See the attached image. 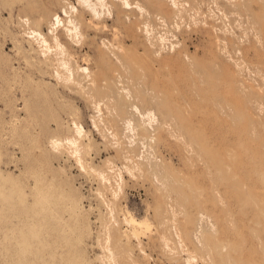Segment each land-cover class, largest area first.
<instances>
[{
  "label": "rangeland",
  "instance_id": "1",
  "mask_svg": "<svg viewBox=\"0 0 264 264\" xmlns=\"http://www.w3.org/2000/svg\"><path fill=\"white\" fill-rule=\"evenodd\" d=\"M104 3L0 0V264H264V0Z\"/></svg>",
  "mask_w": 264,
  "mask_h": 264
},
{
  "label": "bare ground",
  "instance_id": "2",
  "mask_svg": "<svg viewBox=\"0 0 264 264\" xmlns=\"http://www.w3.org/2000/svg\"><path fill=\"white\" fill-rule=\"evenodd\" d=\"M81 1V4L83 5H85L95 16H97L98 14H99V11H98V9H97V6H96V3H99V5L100 4H104L105 5V3H104V0H96V1H91V0H80ZM121 1V3L122 4H124V5H128V7H129V0H120ZM98 5V6H99ZM137 5V4H136ZM101 6V5H100ZM131 6V5H130ZM135 6V5H134ZM72 7V6H71ZM103 7V6H102ZM76 8V7H75ZM138 8V7H137ZM102 9V8H101ZM100 9V10H101ZM73 10H74V8H73ZM144 10V9H143ZM64 11V10H63ZM66 11V10H65ZM102 11V10H101ZM101 11H100V13H101ZM109 12V11H108ZM67 12H65V14H66ZM103 13V12H102ZM67 15H69V14H67ZM102 16V15H101ZM99 18H100V16H98ZM97 18V17H96ZM68 21H69V23H68ZM68 21H67V24H69V25H67V26H64V27H66V32H67V34L69 35V36H71V37H74L75 35L77 36V33H78V28H77V25L73 22V20L72 19H69L68 18ZM59 23H61V18H60V16H59V14H56L55 15V21L53 22V26L55 27V25L56 24H59ZM64 24V23H63ZM105 28V27H104ZM51 30V29H50ZM54 30V29H53ZM38 33V32H37ZM148 33V32H147ZM39 34V36H41V39H42V41L43 42H46V44H47V40H46V38H45V36H43L41 33H38ZM71 37H68V38H71ZM55 38H56V40H57V42L58 43H60L59 42V40H58V35L56 34V36H55ZM38 41V40H37ZM73 41V40H72ZM45 44V43H44ZM45 44V45H46ZM187 59V58H186ZM65 66L64 67H66V66H68V65H66V64H64ZM82 69H86L87 70V68H82ZM85 72V71H84ZM72 74V73H71ZM119 84H121V83H119ZM99 105V104H98ZM97 107V106H96ZM133 108V107H132ZM137 109V108H136ZM135 110V109H134ZM148 112V111H147ZM146 112V113H147ZM149 113V112H148ZM148 113H147V117L149 116L148 115ZM152 114V113H151ZM143 115V114H142ZM142 115H140V116H142ZM153 116V115H152ZM151 116V117H152ZM145 117V116H144ZM150 117V116H149ZM148 117V118H149ZM143 118V117H142ZM142 118H141V120H142ZM140 119V118H139ZM144 120V119H143ZM151 120H152V118L151 119H149V121L151 122ZM156 120V119H155ZM128 121V124H131L130 122H131V120H127ZM126 121V122H127ZM142 122V121H141ZM140 122V123H141ZM150 122H148V125H149V123ZM127 124V125H128ZM141 124H144V123H141ZM145 126V125H144ZM150 126V125H149ZM128 127V126H127ZM130 128V127H129ZM132 128V127H131ZM80 128H78V130H79ZM127 129V128H126ZM131 132H132V130H131ZM81 133V132H80ZM132 220V219H131ZM192 261V260H191Z\"/></svg>",
  "mask_w": 264,
  "mask_h": 264
}]
</instances>
